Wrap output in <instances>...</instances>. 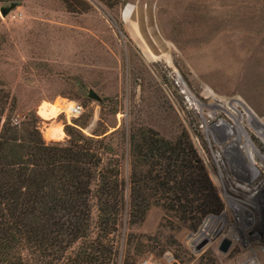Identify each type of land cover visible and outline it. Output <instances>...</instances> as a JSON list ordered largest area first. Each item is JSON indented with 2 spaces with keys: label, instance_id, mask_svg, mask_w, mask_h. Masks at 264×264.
I'll use <instances>...</instances> for the list:
<instances>
[{
  "label": "rangeland",
  "instance_id": "374dc122",
  "mask_svg": "<svg viewBox=\"0 0 264 264\" xmlns=\"http://www.w3.org/2000/svg\"><path fill=\"white\" fill-rule=\"evenodd\" d=\"M84 1L85 9L68 10L61 0H18L0 15V84L14 95L17 110L34 109L45 140L64 139L62 121L71 118L87 122L84 133L105 128L120 154L126 200L130 165L123 134L140 124L169 139L183 133L220 204L194 228L159 205H150L139 223H128L122 212L111 234L116 264L126 254L136 262L193 264L207 250L217 264L251 254L264 264V169L257 170L244 145L252 143L262 157L264 146L255 132L242 137L227 103L264 115V0ZM86 88L100 99L87 97ZM66 100L79 102L81 112L67 118L61 110ZM49 126L59 127L62 137L45 138ZM252 170L255 193L246 185L234 190L233 172ZM225 188L227 198L220 194ZM148 192L149 198L157 194ZM229 226L239 227V237L221 252L217 244L229 238Z\"/></svg>",
  "mask_w": 264,
  "mask_h": 264
},
{
  "label": "trees",
  "instance_id": "16d2710c",
  "mask_svg": "<svg viewBox=\"0 0 264 264\" xmlns=\"http://www.w3.org/2000/svg\"><path fill=\"white\" fill-rule=\"evenodd\" d=\"M61 1L68 10L87 5ZM40 123L34 109L19 112L0 84V264H116L111 234L122 212L128 223H139L150 205H159L194 228L220 205L183 133L169 139L140 124L123 134L130 165L126 200L120 154L105 139V128L84 133L87 122L71 118L62 121L64 139L45 140ZM149 190L157 194L149 198ZM135 263L127 254L119 261ZM193 264L217 260L207 250Z\"/></svg>",
  "mask_w": 264,
  "mask_h": 264
},
{
  "label": "bare ground",
  "instance_id": "6f19581e",
  "mask_svg": "<svg viewBox=\"0 0 264 264\" xmlns=\"http://www.w3.org/2000/svg\"><path fill=\"white\" fill-rule=\"evenodd\" d=\"M210 93L212 95H214L212 92H210ZM227 103L229 104V106H228L229 114H231L232 117H234L236 120H240L238 122V126L240 129L242 128V130H241V133H243L242 137H247L248 136L247 132H250V131L255 132L259 136V138L262 141V144L264 146V122H263L264 121V115L262 117H260V119L262 120L261 121L258 118L257 114L252 112L251 110H249L246 106H244L243 103H233V104H230L229 102H227ZM59 105H57V108L60 110ZM64 105L66 107H68L70 105V101H66L64 103ZM216 105H217L216 108L222 107V105L219 103H217ZM198 107H200V106H198ZM235 110H236V112H235ZM235 114H236V116H235ZM44 136H45V138H53V139L61 138L62 137V130L56 126H51V127L49 126V128L44 129ZM246 142H248V141H246ZM251 144L246 143L244 145V148H245V150H246V152L250 158V161L256 165L257 170H260L262 168L264 169V157L259 155V153L254 149L255 146L253 147V146H251ZM257 159H259V160H257ZM251 172L252 173H250L249 175H246L245 173L233 172V175H231L232 177H230L229 179H231L233 182H235L236 184H239L241 187H243V185L245 183H249V182H252L253 180H256L255 174H257V173H255L253 170Z\"/></svg>",
  "mask_w": 264,
  "mask_h": 264
},
{
  "label": "built area",
  "instance_id": "2783aa9c",
  "mask_svg": "<svg viewBox=\"0 0 264 264\" xmlns=\"http://www.w3.org/2000/svg\"><path fill=\"white\" fill-rule=\"evenodd\" d=\"M66 101H70V105L68 107H66V108L62 107L61 110L64 112V114H65V116L67 118L74 117V116L78 115L81 112L82 106H81V104L79 102H77L75 100H66ZM218 181H219V183L223 182L221 177L218 179ZM244 185H246V186H244ZM244 185L243 186L245 188H248L249 192H252V194L255 193V191L252 190L251 182L245 183ZM238 186H240V185L236 184L234 182V190H235V188L237 189ZM220 194L227 198V195L229 194V191H227L226 188H225V190L224 191L222 190ZM233 218H234V220L236 222L238 221V216L237 215H235V217H233ZM235 225H237V224H235ZM234 226H231V227L229 226V229H228V232H229V235H230L229 236L230 242L231 241H236L238 239V237H239V227L238 228H234ZM135 264H156V263H155L154 260H151L149 257H145V258H141L140 260H138ZM231 264H262V263H261V261L259 260V258L255 254H251V255L246 256L243 260L235 261V262H233Z\"/></svg>",
  "mask_w": 264,
  "mask_h": 264
},
{
  "label": "water",
  "instance_id": "95a60500",
  "mask_svg": "<svg viewBox=\"0 0 264 264\" xmlns=\"http://www.w3.org/2000/svg\"><path fill=\"white\" fill-rule=\"evenodd\" d=\"M17 3L18 0H7L2 2L0 4V15L5 16L9 12V10H11L15 5H17ZM86 96L94 100L100 99L99 95L92 88H86ZM229 245V238L222 237L217 244V249L221 252H225L228 249Z\"/></svg>",
  "mask_w": 264,
  "mask_h": 264
},
{
  "label": "crops",
  "instance_id": "0c3cea01",
  "mask_svg": "<svg viewBox=\"0 0 264 264\" xmlns=\"http://www.w3.org/2000/svg\"><path fill=\"white\" fill-rule=\"evenodd\" d=\"M61 125V124H60ZM62 128V127H61ZM62 135H63V132H62ZM47 139H53V138H47Z\"/></svg>",
  "mask_w": 264,
  "mask_h": 264
}]
</instances>
